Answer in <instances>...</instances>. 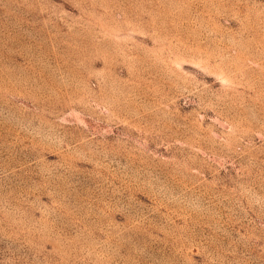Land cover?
Listing matches in <instances>:
<instances>
[{
  "label": "rangeland",
  "instance_id": "rangeland-1",
  "mask_svg": "<svg viewBox=\"0 0 264 264\" xmlns=\"http://www.w3.org/2000/svg\"><path fill=\"white\" fill-rule=\"evenodd\" d=\"M0 264H264V0H0Z\"/></svg>",
  "mask_w": 264,
  "mask_h": 264
}]
</instances>
